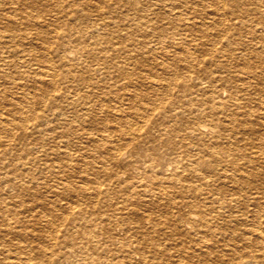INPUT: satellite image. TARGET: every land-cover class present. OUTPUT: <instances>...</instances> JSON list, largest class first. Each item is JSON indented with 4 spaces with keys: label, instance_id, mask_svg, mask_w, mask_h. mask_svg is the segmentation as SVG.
Instances as JSON below:
<instances>
[{
    "label": "bare ground",
    "instance_id": "obj_1",
    "mask_svg": "<svg viewBox=\"0 0 264 264\" xmlns=\"http://www.w3.org/2000/svg\"><path fill=\"white\" fill-rule=\"evenodd\" d=\"M208 1L224 17L198 19L206 0H0V161L15 147L11 123L26 153L28 138L48 144L70 124L107 180L28 182L29 171L0 165V264H264V0ZM226 12L247 43L226 38ZM113 17L123 34L103 31ZM78 79L80 101L69 94ZM40 146L31 161L47 159ZM106 162L156 178L170 163L218 183H185L166 214L122 222L113 199L124 170ZM58 211L68 227L53 247L41 220Z\"/></svg>",
    "mask_w": 264,
    "mask_h": 264
},
{
    "label": "rangeland",
    "instance_id": "obj_2",
    "mask_svg": "<svg viewBox=\"0 0 264 264\" xmlns=\"http://www.w3.org/2000/svg\"><path fill=\"white\" fill-rule=\"evenodd\" d=\"M132 1L133 0H131V2ZM206 2L209 3V5L208 7L207 5L204 7L205 10L202 8L203 12L201 11L200 14L198 13V19H200L201 17H204L205 19H209V18L210 19L211 18L221 19L222 17H224L223 13L215 14V10L213 9L214 6H212L213 2L208 1V0H206ZM156 7L154 6L153 8L150 6V9L148 11L149 16L151 18H157L158 20H165L164 18H162L163 16L160 17L158 15V12L156 11L157 10ZM159 7L162 9V5H160ZM129 11H132V10H128L127 12ZM59 19H60L59 26H63V22L65 18H62L61 16H59ZM225 19H226L225 20L226 21V38L233 39L236 36V28L234 27L238 26V20L236 19V17H234V15L232 16L231 14H229V12H226ZM123 22L124 21H122L118 17H113V19H111L110 24L112 25L110 26V28H106L103 31L110 32L109 33L110 35L111 34L115 35V33L117 32L120 34H123L122 31H125L126 26H127L123 24ZM103 34L109 35L108 33H103ZM234 39L240 43H247L249 41L248 37L241 36V35H240V38H234ZM195 63H198V60H196ZM190 72H192L191 77L192 79H194L196 74H194L193 71H190ZM215 74H225L226 75V70L217 69ZM200 76L204 79L208 76V74L205 72H201ZM59 83L61 87L65 85L67 86L68 84V82L65 79H59ZM74 83H76L75 88L73 87L70 88L69 94L74 95L73 98L75 97V100L80 101L81 94L83 93L82 90H80V88H83L82 85H84L85 82L78 79ZM10 90L8 92H10ZM46 104L47 102L45 101H41V103L39 104L35 103V108L36 110H38L40 109V107H44ZM10 128L12 129L10 130L11 131L10 135L12 138L11 137L10 138L12 142L15 144V147L13 149H10L9 147H6V148L4 147L5 157L2 161H0V165L1 167L7 170H10V168L11 169L16 168L20 171H25V172L29 171V174H28L29 177L27 178L28 182H34L37 179L45 180V178H48L49 180V178L51 177L52 179L55 180V182L66 181L67 183L69 182L76 183L78 187L81 186L82 188V187L87 186V184L91 183L92 179H99L101 181L103 180V182L107 181L106 178H104V176L102 175V172H104V170H102L101 168L103 163H102V160L100 159V156L97 153H94V152L92 153L90 151V149L86 146V143H87L85 141L86 139L78 133L79 131L75 132L73 129H71L70 124H65L64 127L57 128V131H59L58 133L56 132L57 134H55L54 133L55 131H53L52 133H54L56 137L49 140L48 144L45 143L43 139L39 141L40 143L38 142L36 143L32 140L31 137L28 138V140L25 142L28 143L30 147L29 148L30 150L28 151L30 153L24 152V150L21 148L22 147L21 143L24 140L20 138L19 135L21 132H23V128H21L18 125L17 121L14 123H11ZM61 132L62 133L65 132V133L62 134ZM42 143H44V146H40ZM38 145L42 149L45 146L47 147L46 150L48 152L46 153V155L48 157L47 159L36 158L35 160L31 161L29 157H33L37 154L36 152L39 149ZM38 151L39 153H42L43 150L39 149ZM105 165L108 166L109 168L115 169L116 171L124 170L123 172L124 175L122 174L116 180L117 184L119 185V188L115 193L116 197L113 199L115 206L118 207L117 212H118V215L120 216L119 220L122 222H124V219L122 217L129 216L130 214H132L134 210L143 211L145 213L166 214L165 212L170 206L169 197H172L175 200L178 199L179 190L183 188V184L189 183V182L201 183V181H203L205 178H207L206 180H208L209 183H213V181H215V178H213L214 175H212L213 173L206 172V171L204 173L205 178H201L198 176H191V175H188V173L185 174V171H183L182 176L175 175L173 174L174 167L170 163L167 164V167L169 168H166L165 170L161 171V173L164 174V176L160 178H156L154 175L151 174V172L149 173V171L147 170L144 171L142 168H139V167L132 168L133 166H130L129 169L125 170V167L122 163L121 164L119 163L117 165V164H114L113 162L111 163L106 162ZM146 173H149L150 175L147 176ZM9 175H11V173H9ZM139 175L142 176V178H140ZM159 176H160V172H159ZM112 180H115V177L112 178ZM216 183H218L217 180L215 181V184ZM84 204L87 207H89L91 203L88 200H85ZM60 214L61 212L58 211V213H56V216L58 217H55L54 219H52L50 215H47L45 217L42 216L43 220H41L42 222L44 221L43 223L47 224L44 230L42 231L43 232L42 238L44 237L47 238L46 240H43V242L50 243L53 245V247L56 246V243H58V241L62 238L64 230L66 229V227H68V221L59 217ZM49 220H50V223H49ZM51 221L52 222L54 221V222L52 223ZM55 223L58 225H55ZM48 236L52 237L51 240L49 239L50 237ZM193 246H197V245H193ZM143 252L146 255L152 254V252L150 250L147 251V249H145ZM138 255L140 254L139 253H137L136 255L133 254L132 258H135ZM138 258H135V259H138ZM127 259L128 258L125 256L118 255L116 257L114 256L111 263L112 264H127L128 262ZM193 259L196 261L197 264H204L207 262L205 260H201L200 255L199 256L195 255Z\"/></svg>",
    "mask_w": 264,
    "mask_h": 264
}]
</instances>
